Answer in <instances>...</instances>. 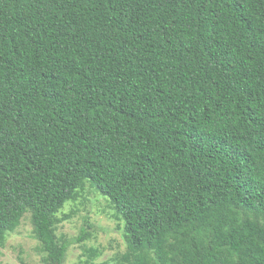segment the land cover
<instances>
[{
  "label": "trees",
  "instance_id": "16d2710c",
  "mask_svg": "<svg viewBox=\"0 0 264 264\" xmlns=\"http://www.w3.org/2000/svg\"><path fill=\"white\" fill-rule=\"evenodd\" d=\"M88 188L100 264H264V0H0V247L29 216L64 264Z\"/></svg>",
  "mask_w": 264,
  "mask_h": 264
},
{
  "label": "rangeland",
  "instance_id": "374dc122",
  "mask_svg": "<svg viewBox=\"0 0 264 264\" xmlns=\"http://www.w3.org/2000/svg\"><path fill=\"white\" fill-rule=\"evenodd\" d=\"M72 213L69 219L64 215ZM113 210L104 196L86 189L75 202H69L58 214L61 222L57 224V233L71 239L80 234L82 227L91 225L92 237L82 243H74L69 247L64 264H85V249L97 247L103 254L92 264L110 261L126 248L122 236V226L113 217ZM45 264L43 252L39 250V242L33 236V227L29 216L22 219L15 231L7 235L5 244L0 247V264Z\"/></svg>",
  "mask_w": 264,
  "mask_h": 264
}]
</instances>
